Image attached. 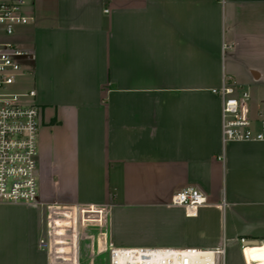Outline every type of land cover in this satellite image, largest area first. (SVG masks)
Returning <instances> with one entry per match:
<instances>
[{
	"label": "crops",
	"instance_id": "crops-1",
	"mask_svg": "<svg viewBox=\"0 0 264 264\" xmlns=\"http://www.w3.org/2000/svg\"><path fill=\"white\" fill-rule=\"evenodd\" d=\"M22 11L31 20L11 36L0 27V44L33 52L23 86L42 111L41 199L103 206L109 225L99 257L81 240L77 262L61 241L72 259L58 261L40 247L47 205L0 202V264H102L109 243L208 249L237 237L264 264V141L223 145L212 92L224 80L248 90L249 115L264 119V0H26ZM186 187L207 197L196 214L171 204ZM56 220L60 234L73 225L70 213Z\"/></svg>",
	"mask_w": 264,
	"mask_h": 264
},
{
	"label": "built area",
	"instance_id": "built-area-1",
	"mask_svg": "<svg viewBox=\"0 0 264 264\" xmlns=\"http://www.w3.org/2000/svg\"><path fill=\"white\" fill-rule=\"evenodd\" d=\"M25 1L0 0V27L6 35H13L17 26L31 20L22 11ZM33 58L29 48L14 43L0 44V202L47 205V237L40 240V247L51 252L58 261L70 262L72 257L59 256L66 248L59 242H66L75 249L78 262L82 231L102 220L104 207L71 204L63 205L64 210H59L56 208L59 205H50L41 199L39 136L42 111L35 101L36 90L23 86L24 76L32 73L29 62ZM212 92L221 98L223 145L231 141H264V119L256 125L247 111L249 91H238L224 80ZM206 203V195L195 187L183 188L171 199L172 205L182 206L191 214H196ZM69 213L73 225L63 227L64 233L60 234L62 227L56 219L66 218ZM94 213L99 217L94 218ZM239 241L244 263L259 264L258 261L248 262L245 255L246 247L254 244H249L246 238ZM97 248L100 251L99 245ZM70 250L66 249L67 252ZM104 250L109 251V264H228L226 238L222 244L208 249L118 247L109 243ZM127 258L131 260L127 261Z\"/></svg>",
	"mask_w": 264,
	"mask_h": 264
},
{
	"label": "rangeland",
	"instance_id": "rangeland-1",
	"mask_svg": "<svg viewBox=\"0 0 264 264\" xmlns=\"http://www.w3.org/2000/svg\"><path fill=\"white\" fill-rule=\"evenodd\" d=\"M56 146H58V144ZM114 188L115 187H112V190H114ZM118 188L117 189L115 188V190L118 191L119 190ZM119 195H120V193H119ZM105 214H106L105 212L102 214V217L103 218L101 220L102 221L101 229H100V227L95 226V224H93V227L94 228H89V229H86L85 231H82L83 232L82 234L85 233V234L88 235L89 240L80 238V243H81V240L92 242V245L93 246L96 244V249L98 250V248H97V240L98 239L97 238H99V232H101V231H105V232L108 231L109 217H108V215L106 217ZM93 217L94 218L99 217V214L98 213H94L93 214ZM94 222H95V220H94ZM228 223H229V220L227 219V225H226L227 227L225 226V228H224L225 233H226L227 236L229 235V226H228ZM229 225H230V223H229ZM261 242H263V241H260V243ZM98 244H99V241H98ZM239 245H240V241H239V238L238 237L236 239L235 238H227V262H228V264H245L244 263V260H243V256H242V251H241ZM105 248H107L106 245L104 246V249ZM86 250H87V248H86ZM97 250H96V252H92V255L91 256L93 258L96 257V256L99 257L100 254H96L97 253ZM93 251H94V249H93ZM85 254H87V252H85ZM101 254H104V257L107 259V261H103L102 264H109V260H110L109 251L108 250H104ZM79 260L80 259H78V261Z\"/></svg>",
	"mask_w": 264,
	"mask_h": 264
},
{
	"label": "bare ground",
	"instance_id": "bare-ground-1",
	"mask_svg": "<svg viewBox=\"0 0 264 264\" xmlns=\"http://www.w3.org/2000/svg\"><path fill=\"white\" fill-rule=\"evenodd\" d=\"M190 212H192V211L190 210ZM247 247H248V246H247ZM247 247H246V248H247ZM119 259H120V258H119ZM130 260H131V258H127V261H130ZM133 263H134V262H133ZM133 263H132V264H133Z\"/></svg>",
	"mask_w": 264,
	"mask_h": 264
}]
</instances>
